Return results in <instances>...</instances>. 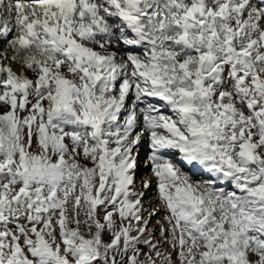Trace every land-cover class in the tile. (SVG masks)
Segmentation results:
<instances>
[{
	"label": "snow or ice",
	"instance_id": "snow-or-ice-1",
	"mask_svg": "<svg viewBox=\"0 0 264 264\" xmlns=\"http://www.w3.org/2000/svg\"><path fill=\"white\" fill-rule=\"evenodd\" d=\"M0 42V264H264V0H0Z\"/></svg>",
	"mask_w": 264,
	"mask_h": 264
},
{
	"label": "rangeland",
	"instance_id": "rangeland-1",
	"mask_svg": "<svg viewBox=\"0 0 264 264\" xmlns=\"http://www.w3.org/2000/svg\"><path fill=\"white\" fill-rule=\"evenodd\" d=\"M0 48H2V45H0ZM148 151L149 150L147 147V141H143L140 145V151H139V157H138V167H137V172L135 176L136 190L144 192L142 203L145 209L144 211L145 217H147L148 212L152 211L154 208L159 209L156 215L150 218L149 227L154 229L155 238L160 239L159 226L156 224V221L161 220L163 222V216L165 215V210L157 197L156 178L151 174L150 165L147 167L145 166V160L147 158ZM170 155L172 156L173 159H175L176 163L179 164L185 172H188L193 177L194 180L200 181V180H206L209 178V174L207 172L198 170V169L193 170L190 168V166L180 161L177 158L178 154L171 153ZM144 180L150 181V187L148 189L143 188L142 181ZM165 227H167L166 223H165ZM105 239H107V236L105 237ZM162 247L170 251V249L168 248V245L165 244ZM173 258L175 259V253H173ZM251 258L255 259L254 256Z\"/></svg>",
	"mask_w": 264,
	"mask_h": 264
},
{
	"label": "bare ground",
	"instance_id": "bare-ground-1",
	"mask_svg": "<svg viewBox=\"0 0 264 264\" xmlns=\"http://www.w3.org/2000/svg\"><path fill=\"white\" fill-rule=\"evenodd\" d=\"M25 2H30V0H25ZM9 38H11V36H9ZM0 45L3 46L2 42H0Z\"/></svg>",
	"mask_w": 264,
	"mask_h": 264
}]
</instances>
